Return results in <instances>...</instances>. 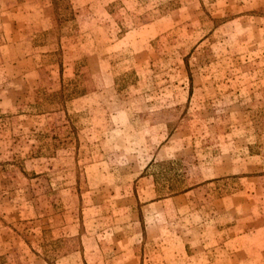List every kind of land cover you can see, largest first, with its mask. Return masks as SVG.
Wrapping results in <instances>:
<instances>
[{
  "label": "rangeland",
  "instance_id": "1",
  "mask_svg": "<svg viewBox=\"0 0 264 264\" xmlns=\"http://www.w3.org/2000/svg\"><path fill=\"white\" fill-rule=\"evenodd\" d=\"M0 264H264V0H0Z\"/></svg>",
  "mask_w": 264,
  "mask_h": 264
}]
</instances>
